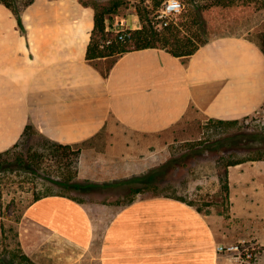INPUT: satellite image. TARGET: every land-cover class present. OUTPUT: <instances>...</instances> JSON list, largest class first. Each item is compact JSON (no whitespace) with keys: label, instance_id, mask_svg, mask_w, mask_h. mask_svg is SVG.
<instances>
[{"label":"crops","instance_id":"1","mask_svg":"<svg viewBox=\"0 0 264 264\" xmlns=\"http://www.w3.org/2000/svg\"><path fill=\"white\" fill-rule=\"evenodd\" d=\"M20 18L0 1V152L27 125L59 143L105 141L103 152L82 151L77 181L88 185L52 181L76 196L50 191L26 205L18 235L27 255L37 264H234L217 244L250 236L264 244V160L228 167L227 213L210 214L189 196H99L105 188L160 186L174 167L151 177L169 161H151L152 137L190 111L223 120L257 112L264 105L257 42L220 34L186 59L160 47L131 49L103 74L107 58L86 57L91 6L33 0ZM127 22L140 27L135 14Z\"/></svg>","mask_w":264,"mask_h":264},{"label":"rangeland","instance_id":"2","mask_svg":"<svg viewBox=\"0 0 264 264\" xmlns=\"http://www.w3.org/2000/svg\"><path fill=\"white\" fill-rule=\"evenodd\" d=\"M84 1L90 2L91 0ZM136 3V0H128L127 6L120 7L117 12L111 13L107 20L109 29L113 31L127 29V21L132 19L133 14L139 19L134 7ZM148 3L151 4L152 1L148 0ZM183 9L182 3V11ZM231 9L230 11L220 9L207 12L206 17L209 20L207 33L211 37L220 34H241L261 43V34L264 33V8H256L250 4L249 6H235ZM182 11L172 16L171 19L177 20ZM182 31L186 32L185 29ZM261 132H264V105L254 114L240 119L235 124L228 125H217L210 121V118L200 116L192 110L174 126L152 137L154 144L150 148L154 151L150 157L151 161L156 164L168 159L175 162L173 170L169 173L170 176L162 179L160 186L137 185L132 187H141L142 194L164 193L196 197L198 205L206 208L210 214L227 213L228 201L220 188L217 175L218 158L232 151L243 154L249 147L253 148L259 144L256 140L249 143L237 141L236 144L233 142V144H228L231 136L239 133ZM90 146H97L103 152L105 141L101 137L99 142L91 140L75 144L72 150L78 152L76 163L67 166L64 161L58 163V156L61 155L54 156L55 153L51 151L49 143L39 133L32 132L23 138L17 151L22 154H41V160L37 161L34 166L19 164L14 160L17 154L0 156L2 163L0 167V258L8 260L9 251L20 247L18 234L20 228L25 226L22 218L23 210L35 196L50 191L76 196L74 191L55 185L51 178L60 180L63 176L62 172L71 171L74 174L73 177L78 179L82 171L84 172V167L80 165L82 151ZM163 166L160 172L164 171ZM72 174L65 175L68 177ZM104 190L99 196L124 194L127 197L130 195V188L118 187ZM248 238L247 240L255 245L253 264H264V244H260L253 236ZM80 264L94 263L86 259Z\"/></svg>","mask_w":264,"mask_h":264},{"label":"trees","instance_id":"3","mask_svg":"<svg viewBox=\"0 0 264 264\" xmlns=\"http://www.w3.org/2000/svg\"><path fill=\"white\" fill-rule=\"evenodd\" d=\"M6 6L10 7L16 14L18 23H21L20 12L24 6L30 4L33 0H0ZM134 5L136 13L140 19L141 26L139 28H127L125 30L113 31L110 30L107 24V20L111 13L117 12L120 7L127 6L128 0H105L96 1L91 0L81 2L85 5H89L94 9V25L88 43L86 57L89 60L107 58L105 66H102V73L106 74L115 61L126 51L131 49H139L146 47H160L165 48L173 55L186 59L193 54L201 45L208 42L212 37L207 33L209 27V20L206 17L207 12L213 10H224L235 6H249L254 5L256 8H264V0H181L184 9L179 15L178 19H171L167 24H163L160 19L156 17L157 8L164 0H151L152 3H148V0H136ZM232 10V9H231ZM185 29V31H182ZM119 34H123V39L119 38ZM262 51L264 52V33L261 34V43H258ZM210 121L217 125L235 124L238 119L223 120L213 119ZM37 130L27 125L22 137L18 142L12 145L10 148L1 151L0 156L4 154H17L14 160L19 164H27L32 167L37 161L41 160V154L29 153L22 154L17 151L20 147L21 141L24 137ZM42 136V135H41ZM51 147V151L58 156V163L66 162L67 166H72L76 163L77 151L72 150L74 144H64L53 140H50L42 136ZM229 138V137H228ZM236 138V140H235ZM228 144L232 142L234 144L240 141L249 143L253 140L259 142L255 147H249L245 153L239 154L237 152H228L222 154L218 158L217 175L220 181V188L224 193L225 199L228 198L229 184H228V167L230 165L238 164L249 160H264V132L261 133H239L230 137ZM235 141V142H234ZM232 143V144H233ZM193 146V145H192ZM0 162V167H1ZM176 163L172 160L162 164L164 171L160 172V168H157L150 175H164L167 169L174 167ZM169 165V166H168ZM165 168H167L165 170ZM70 170V168H66ZM62 179L51 178L52 181L64 184L66 187H82L89 183H80L75 179L71 171L62 172ZM65 174H72L67 177ZM149 176L145 175V177ZM146 184H151L149 178L145 179ZM99 184L92 183L91 186L96 187ZM100 186V185H99ZM141 187H131L129 198H132L136 193L141 191ZM41 195V194H40ZM35 196V198L39 197ZM8 260L0 258V264H37L29 255H27L21 247L14 248L9 251Z\"/></svg>","mask_w":264,"mask_h":264},{"label":"built area","instance_id":"4","mask_svg":"<svg viewBox=\"0 0 264 264\" xmlns=\"http://www.w3.org/2000/svg\"><path fill=\"white\" fill-rule=\"evenodd\" d=\"M169 0H164L157 13V18L162 21L163 24H167L171 20L172 16L176 15L177 11L170 9L168 6ZM182 7V3L180 1ZM121 29V30H125ZM121 30H116L120 32ZM119 38L123 39V34H119ZM216 251L219 254L226 255V257L236 264H253L255 258V245L246 240L240 239L230 243H219L216 245Z\"/></svg>","mask_w":264,"mask_h":264},{"label":"clouds","instance_id":"5","mask_svg":"<svg viewBox=\"0 0 264 264\" xmlns=\"http://www.w3.org/2000/svg\"><path fill=\"white\" fill-rule=\"evenodd\" d=\"M168 6L170 9H174L177 12L182 11L180 0H169Z\"/></svg>","mask_w":264,"mask_h":264}]
</instances>
